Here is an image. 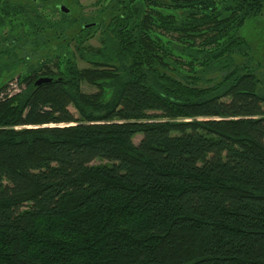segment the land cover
I'll return each instance as SVG.
<instances>
[{
    "label": "trees",
    "instance_id": "16d2710c",
    "mask_svg": "<svg viewBox=\"0 0 264 264\" xmlns=\"http://www.w3.org/2000/svg\"><path fill=\"white\" fill-rule=\"evenodd\" d=\"M190 2L184 25L147 9H178L177 0H146L106 8L89 29L82 15L46 21L22 5L34 29L52 34L30 36L45 58L26 67L27 88L13 97L0 88V264H264V88L241 61L252 53L245 17L214 52L180 48L226 61L221 78L183 74L148 31L160 20L176 32L215 23L209 12L195 21ZM11 5L0 0L4 15ZM215 26L227 37L226 21ZM98 34L112 61L79 69L71 45L86 60ZM4 40L2 54L23 62L19 41Z\"/></svg>",
    "mask_w": 264,
    "mask_h": 264
},
{
    "label": "rangeland",
    "instance_id": "374dc122",
    "mask_svg": "<svg viewBox=\"0 0 264 264\" xmlns=\"http://www.w3.org/2000/svg\"><path fill=\"white\" fill-rule=\"evenodd\" d=\"M10 1L13 6L11 5L9 7L10 11L7 10L9 14L4 15V12L0 10V21L3 20V25L0 27V46L1 39H5V42L7 40L6 43L12 39L17 40L19 41V45L23 46L22 50L19 49L17 52L18 55L21 57H23V55L27 56L26 59L23 57V62L20 64H15L13 58H10L9 55L2 54L0 51V66L4 67L2 70H0V88L3 85L7 86L10 97H13L15 95L21 94L27 88L26 83L22 82L21 80L26 74V67H36L40 63V60L45 58L44 53H41L42 51H40L31 43L30 36L32 34L39 36L41 33L43 36L47 35V37H50L52 34V32L47 34L46 26L34 29L29 20H27L25 17L26 12L24 14H20V10L26 11L24 8L26 6L32 10L39 11L41 15L43 14L46 17V21L58 22L60 20H64L61 16L62 12H60L58 8L61 4H65L70 9L72 17L81 20L79 15H82V20L86 22L87 20H92L93 17L96 16L99 8L94 5L96 0H77V2L82 6H80L78 3H75L74 0ZM188 1L189 0H177L176 4L179 6L178 9H164L154 3L147 4V9L148 12H151V14L157 17V19L160 17H165L160 13H165L167 16L165 18L167 19L172 15V13H174V17H176L177 21L180 22L179 25H184V21L188 18L185 14L186 10L183 7L187 6L186 4H188ZM193 3L196 4L197 2H193L191 0L190 4L193 5ZM195 4L193 6L197 7L198 9V14L195 15V21H202V19L207 16L203 15V13L209 12L214 17L215 23L211 25L212 27L210 25L195 22L192 32H176L174 30L167 29L170 27V25L165 26L163 24L164 21L160 20V22H151L152 24L148 33L151 35L152 39L158 43V45H162L165 48V51L168 53V56L165 58L167 59V62L171 64L173 69L182 72L183 74H197L200 77H204L205 79L221 78L223 76L221 71L226 64V61L216 62L210 60L206 63L200 60L195 61L194 59L186 56V52H183L180 50V48H192L196 49L198 52H214L222 47V45L226 43L228 37L234 35L235 32H238V29L235 31L234 25L232 24L233 20L237 18V15H239V10L236 9L237 2L232 0H198V3L196 5ZM22 5L24 7H22ZM202 6H208L207 9L209 10L205 12L201 11ZM143 8L146 9V6H143ZM57 10L59 12H57ZM168 13H171L170 16H168ZM192 20H194V18H192ZM218 21L227 22L228 32L225 34L227 37L224 36L222 39L219 38L221 37L220 31L216 30L215 32L214 30V25L217 26ZM242 25L243 24H241V26ZM240 34L244 36L252 45L251 48L253 53L250 55L255 56L257 60H264V19H254L246 28H243L240 31ZM87 43L86 45H88V50L91 52L86 55V60L79 58L80 56L78 53L80 52V49H77L75 43H73L70 47V52L77 54L76 62L78 63L79 69L92 68L93 66L91 63L94 62H100L104 64L105 62H110L109 60L112 61L115 51L113 48L108 49V43L101 34H98L96 38L90 40ZM173 43L177 44L178 48L173 47ZM50 48H54L53 44L50 46ZM85 50L86 48H84V51ZM59 63V68L62 69V63ZM261 63L262 62H260V67L262 65ZM50 66L56 69L54 65ZM260 67H258V70H260ZM262 68H264V66H262ZM255 71H257V69H255ZM260 74H262V72H260L259 75ZM261 78L263 79V83L261 82L260 84H262L264 88V74L261 75ZM82 89L86 94H93L97 92V89L88 83H83ZM71 111L76 112L73 107H71ZM141 138L142 136H137L134 140L135 143L139 144ZM99 163H101V161L95 162V164Z\"/></svg>",
    "mask_w": 264,
    "mask_h": 264
},
{
    "label": "flooded vegetation",
    "instance_id": "af4514ba",
    "mask_svg": "<svg viewBox=\"0 0 264 264\" xmlns=\"http://www.w3.org/2000/svg\"><path fill=\"white\" fill-rule=\"evenodd\" d=\"M74 2L78 3L77 0H74ZM78 4L80 6H82L80 3H78ZM61 5H65V4H61ZM94 5L100 9L99 11H97V13L98 14L100 13V15H101V13L105 12L106 8L118 9V8L135 7V6L143 7V6H146V0H96ZM239 12H241V14H243L244 17H245L244 20H243V25L240 28V31H241L243 28L247 27V23L248 22H251L254 19H264V0H248V1H244V6L241 7V10ZM114 14L117 15L116 11H115ZM93 21H94L93 19L90 20V22H93ZM96 22H97V19L93 23L96 24ZM240 36L247 42V40H246V38L244 36H242L241 34H240ZM250 47H251V45H250ZM248 53L251 54V52L246 51V54H248ZM241 61L243 63H252L250 65L249 69L250 70L251 69L252 70L257 69V71H256L257 75H258L260 80L262 79L261 75L264 74L263 73L264 72V68H262V66H264V60H261V59L257 60L255 58V56L246 55L245 57H242ZM260 62H262L261 63L262 64L261 67H260ZM258 67H260V70H258L259 69ZM260 72H262V74L259 75ZM262 81H263V79L261 80V82Z\"/></svg>",
    "mask_w": 264,
    "mask_h": 264
},
{
    "label": "water",
    "instance_id": "95a60500",
    "mask_svg": "<svg viewBox=\"0 0 264 264\" xmlns=\"http://www.w3.org/2000/svg\"><path fill=\"white\" fill-rule=\"evenodd\" d=\"M58 10L60 12H62L63 14H67V15L70 14V12H71L70 9L67 6H65V5H60L59 8H58ZM249 23L250 22L247 23V26L249 25ZM95 25H96L95 23L87 24V25H84L83 26V29H89V28L94 27ZM247 42L250 44V42L248 40H247ZM51 82H52V79L51 78H41V79H39L36 82V85L41 86L42 84H49Z\"/></svg>",
    "mask_w": 264,
    "mask_h": 264
}]
</instances>
